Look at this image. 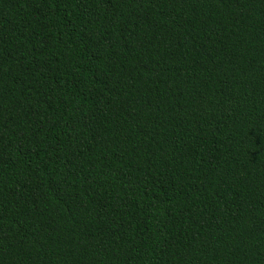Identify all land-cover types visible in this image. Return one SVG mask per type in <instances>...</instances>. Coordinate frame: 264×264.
<instances>
[{
	"label": "trees",
	"instance_id": "obj_1",
	"mask_svg": "<svg viewBox=\"0 0 264 264\" xmlns=\"http://www.w3.org/2000/svg\"><path fill=\"white\" fill-rule=\"evenodd\" d=\"M0 264H264V0H0Z\"/></svg>",
	"mask_w": 264,
	"mask_h": 264
}]
</instances>
